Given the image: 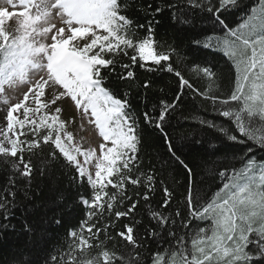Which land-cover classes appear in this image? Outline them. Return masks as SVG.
I'll use <instances>...</instances> for the list:
<instances>
[{"label":"snow or ice","instance_id":"1","mask_svg":"<svg viewBox=\"0 0 264 264\" xmlns=\"http://www.w3.org/2000/svg\"><path fill=\"white\" fill-rule=\"evenodd\" d=\"M134 2L20 0L24 10L18 14L0 8V93L5 84L31 85L23 99L0 116V165L11 173L0 188L2 219L12 218L20 192L29 198L36 161L41 175L55 162L74 168L77 175L70 180L82 184L86 179L91 192L78 195L76 203L85 207V218L69 230L66 249L54 248L43 264H147L148 259L151 264H264V160L250 155L252 147L241 158L239 170L234 169L231 176L227 170L220 172L228 182L211 198L200 196L190 184L184 200L170 210L173 194L164 186L163 203L147 208L152 225L141 231L136 209L141 198L149 204L156 177L143 170L139 158L141 130L131 111L129 93L125 91L119 98V90L106 85L113 74L120 80L134 79L132 69L138 63L144 68V62L150 61L163 69L162 62L169 61L174 49L155 41L153 24L158 21L138 24L130 17ZM177 4L212 15L225 32L223 47L236 69L234 87L221 94L216 85L218 76L210 66L194 68V75L208 81V90L201 93L190 79L167 64L166 70L175 72L182 88L205 96L213 112L230 120L239 136L214 121L193 119L231 142H252L264 149V0L231 28L222 15L241 8L243 0H177ZM168 7L176 8V4ZM160 11L157 6L155 13ZM145 14L154 16L150 10ZM13 16L18 24L10 32L5 21ZM173 17L184 24L192 23L184 18L183 8L173 12ZM139 29L146 30L141 34ZM123 58L129 62L124 63ZM117 66L122 69L120 73ZM45 71L46 75L35 82L29 79L30 74ZM143 86L149 87V82ZM65 97L74 101L82 116H88V123L98 129L103 142L95 148L73 143L72 133L60 119L62 109L57 106ZM29 99L31 107L26 103ZM179 99L180 94L172 103L161 101L158 115L143 113V122L161 131L173 155L172 143L163 130ZM42 146L50 149L48 156H44ZM184 167L191 174L186 164ZM138 188L144 190L142 195ZM58 199L63 203V196ZM72 207L71 203L66 205L67 210ZM122 219L129 223L120 225ZM54 223L61 220L54 218ZM7 230L14 231L15 225L0 223V232ZM22 231L33 244L42 243L47 235L43 221H25ZM148 239L156 244L155 251L148 252ZM117 241L130 250L118 254Z\"/></svg>","mask_w":264,"mask_h":264},{"label":"trees","instance_id":"2","mask_svg":"<svg viewBox=\"0 0 264 264\" xmlns=\"http://www.w3.org/2000/svg\"><path fill=\"white\" fill-rule=\"evenodd\" d=\"M258 1L243 0L241 8L223 13L222 19L230 28L235 27L246 12L258 4ZM172 4H176V8L168 7ZM157 6L161 8L159 13H155ZM180 8H183L184 18L192 20L191 24L181 23L173 17V12H178ZM145 10H150L154 16L146 15ZM129 15L138 24H146V21L153 19L158 21L153 24L155 41L174 49L169 61L162 62L163 69L150 61L144 62V68L138 63L132 69L135 73L134 79L120 80L113 74L110 78L111 83L106 85L118 89L119 98H123L125 91L129 93L131 111L136 115L141 130L139 158L143 170L152 172L156 177L155 192L151 194L149 204L146 205L141 198L136 209L135 218L142 221L143 232L144 228L152 225L147 208L149 205L157 207L163 203L164 186H167L173 194L170 210L176 208L177 202L184 200L190 184L200 196L211 198L224 183L228 182L220 175L221 171L227 170L228 176H231L234 169L239 170L242 167L241 158L249 147L253 149L251 156L257 160H264V149L254 146L252 142L247 144L231 142L220 132L201 126L193 119L194 117L214 121L218 126H223L239 136L230 120L213 112L211 102L205 96L182 88L175 72L166 70L167 64L171 63L185 79H190L194 88L203 93L208 90V81L200 78L199 75H194L193 69L197 66L201 68L210 66L218 76L216 85L221 94H227L234 87L236 79L234 62L220 47L223 46L222 37L225 36V32L210 13L177 4V0H135L130 6ZM145 30L139 29L141 34ZM209 38L218 46L212 43L210 44L213 47L205 46ZM123 62L129 61L123 58ZM121 71L122 69L117 66L116 72ZM145 81L149 82L147 88L143 86ZM178 94L180 99L177 107L169 114L163 130L172 143L173 155L169 152L161 131L143 122V113L149 111L150 114L158 115L160 102L172 103ZM153 108H156L155 113H152ZM42 147L44 156H48L50 149L47 146ZM63 163L61 158L60 164ZM184 164L191 169V174L185 169ZM10 175L11 173L0 165V188H3ZM76 175L74 168H63L55 162L46 167L44 174L41 175L39 161H36L33 183L28 191L29 198H25L23 192L17 195L18 205L9 221H3L0 214V223L15 225L14 231L0 232V264H22L26 261L43 264L44 260L53 253L54 248L66 249L67 241L70 239L69 230L77 228L79 222L85 218V207L76 203L78 195L80 193L87 195L91 192L86 179L82 184L70 180V177ZM136 190L140 191L141 195L144 191L142 188ZM129 191L131 193L132 190ZM60 196L64 197L63 203L59 202ZM70 203L73 207L67 210L66 205ZM54 218L60 219L61 223H54ZM25 221L44 222L47 235L42 243L29 242V237L22 231ZM125 223H129V220L122 219L119 222L120 225ZM113 235H115L114 231ZM146 243L148 252L156 250L157 246L151 239ZM108 247L111 248L112 245L109 244ZM129 250L124 242L117 241L118 254ZM147 264H151L150 259L147 260Z\"/></svg>","mask_w":264,"mask_h":264},{"label":"rangeland","instance_id":"3","mask_svg":"<svg viewBox=\"0 0 264 264\" xmlns=\"http://www.w3.org/2000/svg\"><path fill=\"white\" fill-rule=\"evenodd\" d=\"M0 8H5L8 11L17 14L24 10L20 6V0H11V2H9V0H0ZM31 11L32 14H35L36 10L32 9ZM17 24L18 21L15 16L10 17L5 21V26L10 32L14 31V29L17 27ZM222 38L223 44V40L226 37L224 36ZM209 41V43L205 42V45H208L207 47H213L210 43L218 46V44L211 41V39ZM220 47L224 49L223 46ZM40 75H46V71L30 74L29 79L32 82H35V80L38 79ZM30 86V84H5L4 91L0 93V116H3L12 104L22 100L24 92L27 91V88ZM45 93L47 97L49 94V90L47 88L45 89ZM26 103L30 107L33 106V102L31 99H29ZM57 106L62 109L61 113L59 114L60 119L66 122V130L72 133L74 144H78L81 148H95L98 143L103 142V138L100 137L98 129L95 128L94 124L88 123L89 117L82 116V111L75 107L74 101H72L70 98L65 97L58 102ZM0 127H3L2 121H0ZM79 159L83 161V157H79Z\"/></svg>","mask_w":264,"mask_h":264}]
</instances>
